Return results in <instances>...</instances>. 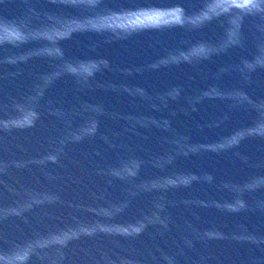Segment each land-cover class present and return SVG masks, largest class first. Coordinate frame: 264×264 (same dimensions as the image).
Here are the masks:
<instances>
[{
    "label": "water",
    "instance_id": "95a60500",
    "mask_svg": "<svg viewBox=\"0 0 264 264\" xmlns=\"http://www.w3.org/2000/svg\"><path fill=\"white\" fill-rule=\"evenodd\" d=\"M117 264H264V0H50Z\"/></svg>",
    "mask_w": 264,
    "mask_h": 264
},
{
    "label": "snow or ice",
    "instance_id": "6c2138e0",
    "mask_svg": "<svg viewBox=\"0 0 264 264\" xmlns=\"http://www.w3.org/2000/svg\"><path fill=\"white\" fill-rule=\"evenodd\" d=\"M250 3H252V0H242L241 6L246 7Z\"/></svg>",
    "mask_w": 264,
    "mask_h": 264
}]
</instances>
